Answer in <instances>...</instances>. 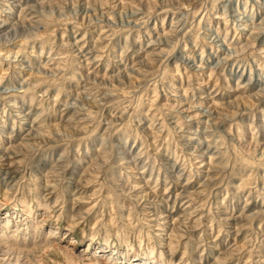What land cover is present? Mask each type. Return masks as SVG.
<instances>
[{
    "label": "rangeland",
    "instance_id": "374dc122",
    "mask_svg": "<svg viewBox=\"0 0 264 264\" xmlns=\"http://www.w3.org/2000/svg\"><path fill=\"white\" fill-rule=\"evenodd\" d=\"M102 262L264 264V0H0V264Z\"/></svg>",
    "mask_w": 264,
    "mask_h": 264
},
{
    "label": "bare ground",
    "instance_id": "6f19581e",
    "mask_svg": "<svg viewBox=\"0 0 264 264\" xmlns=\"http://www.w3.org/2000/svg\"><path fill=\"white\" fill-rule=\"evenodd\" d=\"M246 21V20H245ZM244 22V21H243ZM244 29V28H243ZM152 212V211H151ZM166 220V219H165ZM168 220V219H167ZM168 222H169V220H168ZM167 222V223H168ZM162 223V222H161ZM164 224V223H163ZM166 224V223H165ZM155 226V225H154ZM156 227V226H155ZM163 230V229H162ZM102 254V253H101ZM78 257H80V256H78ZM83 257H86L87 258V256H83ZM91 257V256H90ZM81 258H82V256H81ZM141 258H139V257H136V258H134L133 259V262H137V263H140V262H142V263H144L142 260H140ZM84 261H86V260H84ZM140 261V262H139ZM105 262H102V264H104ZM98 264V263H97Z\"/></svg>",
    "mask_w": 264,
    "mask_h": 264
},
{
    "label": "clouds",
    "instance_id": "9594fccd",
    "mask_svg": "<svg viewBox=\"0 0 264 264\" xmlns=\"http://www.w3.org/2000/svg\"><path fill=\"white\" fill-rule=\"evenodd\" d=\"M120 223L123 225V224L126 223V221L122 219V220L120 221ZM102 227H104V228H106V229H108V230H110V231L114 230L113 226L108 225V224L102 225Z\"/></svg>",
    "mask_w": 264,
    "mask_h": 264
}]
</instances>
